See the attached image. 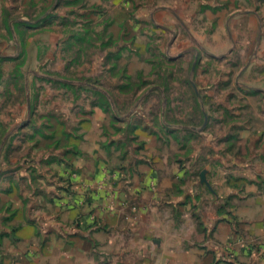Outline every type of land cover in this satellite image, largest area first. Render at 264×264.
<instances>
[{
    "label": "rangeland",
    "instance_id": "1",
    "mask_svg": "<svg viewBox=\"0 0 264 264\" xmlns=\"http://www.w3.org/2000/svg\"><path fill=\"white\" fill-rule=\"evenodd\" d=\"M0 264H264V0H0Z\"/></svg>",
    "mask_w": 264,
    "mask_h": 264
}]
</instances>
